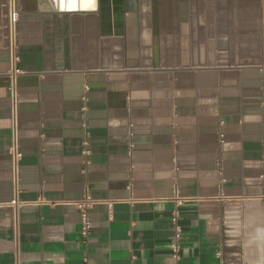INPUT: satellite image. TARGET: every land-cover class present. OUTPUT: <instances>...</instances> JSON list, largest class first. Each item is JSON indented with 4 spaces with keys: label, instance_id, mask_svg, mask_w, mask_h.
Returning <instances> with one entry per match:
<instances>
[{
    "label": "crops",
    "instance_id": "0c3cea01",
    "mask_svg": "<svg viewBox=\"0 0 264 264\" xmlns=\"http://www.w3.org/2000/svg\"><path fill=\"white\" fill-rule=\"evenodd\" d=\"M166 2L18 0L16 196L0 0V264H264V0Z\"/></svg>",
    "mask_w": 264,
    "mask_h": 264
},
{
    "label": "built area",
    "instance_id": "2783aa9c",
    "mask_svg": "<svg viewBox=\"0 0 264 264\" xmlns=\"http://www.w3.org/2000/svg\"><path fill=\"white\" fill-rule=\"evenodd\" d=\"M6 12H7V31H8V56L9 66L5 74L7 80V89L10 98V110H11V143L9 148V164L10 173L13 184L14 193L17 196L20 192L21 184V162L23 159V152L21 147V136H20V90L19 80L23 75V71L19 67L20 53L17 42V30L18 23L20 20V13L18 8V0H6ZM220 147L225 146V136L221 132L219 134ZM133 146L129 148L128 155L132 156ZM264 161V156H263ZM219 164V176L220 186L226 184L227 180L224 175V168L221 161ZM179 201V200H178ZM97 204L91 194L86 193L85 196L75 203V206L79 212L80 223H81V234L84 237L90 235L92 229V223L90 219V211ZM178 206H181V201L177 202ZM112 204H109L111 207ZM179 212L175 210L173 213L172 221L176 224L178 221ZM172 257L175 260V264H180L179 253L181 250L180 244V231L176 230L174 241L171 244ZM135 259V258H134ZM135 264V262H133Z\"/></svg>",
    "mask_w": 264,
    "mask_h": 264
},
{
    "label": "rangeland",
    "instance_id": "374dc122",
    "mask_svg": "<svg viewBox=\"0 0 264 264\" xmlns=\"http://www.w3.org/2000/svg\"><path fill=\"white\" fill-rule=\"evenodd\" d=\"M167 2L166 3H173L174 0H166Z\"/></svg>",
    "mask_w": 264,
    "mask_h": 264
}]
</instances>
